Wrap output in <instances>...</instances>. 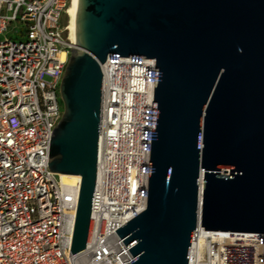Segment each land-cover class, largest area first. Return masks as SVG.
Segmentation results:
<instances>
[{
    "label": "water",
    "instance_id": "1",
    "mask_svg": "<svg viewBox=\"0 0 264 264\" xmlns=\"http://www.w3.org/2000/svg\"><path fill=\"white\" fill-rule=\"evenodd\" d=\"M70 49L48 166L81 178L72 253L87 239L108 56L155 59L147 205L115 229L130 264H188L197 221L264 233V0H77Z\"/></svg>",
    "mask_w": 264,
    "mask_h": 264
},
{
    "label": "built area",
    "instance_id": "2",
    "mask_svg": "<svg viewBox=\"0 0 264 264\" xmlns=\"http://www.w3.org/2000/svg\"><path fill=\"white\" fill-rule=\"evenodd\" d=\"M70 0H0V264H130L115 229L147 205L155 59L108 56L85 247L70 250L80 187L68 200L48 166L71 47ZM13 34H8V30ZM48 76L49 79L45 77ZM188 264H264V233L191 234Z\"/></svg>",
    "mask_w": 264,
    "mask_h": 264
},
{
    "label": "bare ground",
    "instance_id": "3",
    "mask_svg": "<svg viewBox=\"0 0 264 264\" xmlns=\"http://www.w3.org/2000/svg\"><path fill=\"white\" fill-rule=\"evenodd\" d=\"M76 9H77V0H70V3L67 7L66 13L69 15V36L70 39L75 42V19H76ZM59 180L64 187L67 199L70 200L74 196L73 186L78 185L81 180L79 175L76 174H58ZM203 174H200L199 177V201L202 200V191H203Z\"/></svg>",
    "mask_w": 264,
    "mask_h": 264
},
{
    "label": "rangeland",
    "instance_id": "4",
    "mask_svg": "<svg viewBox=\"0 0 264 264\" xmlns=\"http://www.w3.org/2000/svg\"><path fill=\"white\" fill-rule=\"evenodd\" d=\"M69 21V15H68V13H65L64 15H63V22H68ZM69 24V23H68ZM8 34H13L11 31H10V29L8 30ZM46 79H49V77L48 76H46L45 77Z\"/></svg>",
    "mask_w": 264,
    "mask_h": 264
}]
</instances>
